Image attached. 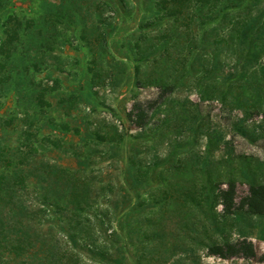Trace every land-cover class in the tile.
Instances as JSON below:
<instances>
[{
  "label": "rangeland",
  "instance_id": "obj_1",
  "mask_svg": "<svg viewBox=\"0 0 264 264\" xmlns=\"http://www.w3.org/2000/svg\"><path fill=\"white\" fill-rule=\"evenodd\" d=\"M0 176L64 210L6 224L48 264H264V214L219 203L264 184V0H0Z\"/></svg>",
  "mask_w": 264,
  "mask_h": 264
},
{
  "label": "trees",
  "instance_id": "obj_2",
  "mask_svg": "<svg viewBox=\"0 0 264 264\" xmlns=\"http://www.w3.org/2000/svg\"><path fill=\"white\" fill-rule=\"evenodd\" d=\"M66 1L67 0H63V4H66ZM63 17L60 16L62 19ZM167 90L168 89L164 88L163 91ZM153 107L154 106L152 104L148 108L153 109ZM63 116L67 118L69 117V113L66 112ZM127 116L129 120L136 125V127H142L146 123L148 117L146 110L139 102L133 103ZM3 179V176H0V195H2L4 191L7 192L8 203L7 206L0 211V214H9V216L7 219L5 216H1L3 221L0 224V227H2L0 229V264H15L17 259H21L22 262H24L26 258L23 257H25V255L30 251L32 256H34L33 253L36 252L34 258L35 262H33L34 264H48V259L50 257L49 249L51 250V246L54 249L49 240H46L45 242L40 240L41 242H39L38 246V242H36V240L27 236L29 234L19 230L7 231L9 234L7 236L6 224L9 222L11 225H14L11 221V214H50L56 218V214H61L64 210L60 209L61 206L58 202L51 200L45 195L39 194V196L35 198L36 196L34 195V191L29 189L30 186H28L27 182L26 185H23V182H20V185H9L8 182L5 184L3 183V185ZM219 197V203L222 206L224 214H230L234 209H243L247 214H264V184L249 185L247 195L241 198L237 206L234 202V182H228L226 189L220 190ZM87 206L90 207V204H83L82 206L78 205L75 211L76 214L87 213ZM26 218L28 217L24 216L20 220V225H24ZM56 219L59 223H61L59 218ZM69 237L71 239L74 238L73 235H69ZM74 249L80 253L88 252L87 249L82 248L79 245H77ZM212 251L213 255L224 259L232 256H243L246 258H253L256 256L252 243L245 239L236 243L225 242L221 245H216L213 247ZM39 252H43V254L37 256ZM102 254L105 261L114 262L113 258L115 256H111L104 252H102Z\"/></svg>",
  "mask_w": 264,
  "mask_h": 264
}]
</instances>
